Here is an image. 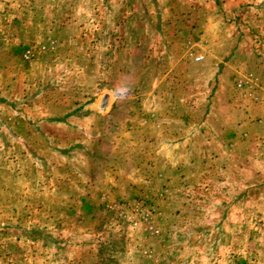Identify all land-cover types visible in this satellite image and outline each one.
Returning <instances> with one entry per match:
<instances>
[{
	"label": "rangeland",
	"instance_id": "374dc122",
	"mask_svg": "<svg viewBox=\"0 0 264 264\" xmlns=\"http://www.w3.org/2000/svg\"><path fill=\"white\" fill-rule=\"evenodd\" d=\"M0 264H264V0H0Z\"/></svg>",
	"mask_w": 264,
	"mask_h": 264
},
{
	"label": "crops",
	"instance_id": "0c3cea01",
	"mask_svg": "<svg viewBox=\"0 0 264 264\" xmlns=\"http://www.w3.org/2000/svg\"><path fill=\"white\" fill-rule=\"evenodd\" d=\"M242 4L241 5H245V2H241ZM237 7H239V6H237ZM230 39H232V38H230ZM230 44H231V52H229L226 56H223V55H221V54H218L217 53V55H216V60H218V62L220 63V61H224L223 63H225L226 62V64H228V62H229V60H231L233 57L232 56H230L233 52H235L236 50H239L238 48L240 47L239 45H237V41L235 40V39H232L231 40V42H230ZM237 45V46H236ZM208 59V57L206 56V55H204V61L205 60H207ZM222 59V60H221ZM222 63V64H223ZM220 83H221V85H225L226 86V84H227V82L226 81H220Z\"/></svg>",
	"mask_w": 264,
	"mask_h": 264
}]
</instances>
